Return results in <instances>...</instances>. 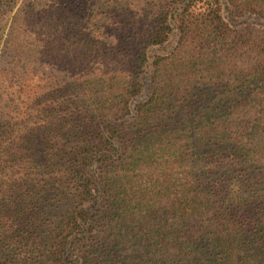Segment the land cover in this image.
<instances>
[{
    "label": "trees",
    "instance_id": "obj_1",
    "mask_svg": "<svg viewBox=\"0 0 264 264\" xmlns=\"http://www.w3.org/2000/svg\"><path fill=\"white\" fill-rule=\"evenodd\" d=\"M223 12L264 0H0V264H264V35Z\"/></svg>",
    "mask_w": 264,
    "mask_h": 264
},
{
    "label": "rangeland",
    "instance_id": "obj_2",
    "mask_svg": "<svg viewBox=\"0 0 264 264\" xmlns=\"http://www.w3.org/2000/svg\"><path fill=\"white\" fill-rule=\"evenodd\" d=\"M138 1L140 2L143 0H138ZM223 15H224L225 20L231 27H240L243 25H249L255 30V32L264 35V17L262 16L254 15L252 13L251 14L247 13L240 17H230L226 12H223ZM174 41H175V34L172 35L170 39L163 45L164 46L163 48L160 49L157 46H154V47H151L150 52L151 53L161 52V51L170 49L174 45ZM147 69L148 67L145 68L146 71ZM145 81H147V77ZM146 94H147V85H145V87L142 89L140 95L132 99L131 108L137 101L143 100Z\"/></svg>",
    "mask_w": 264,
    "mask_h": 264
}]
</instances>
